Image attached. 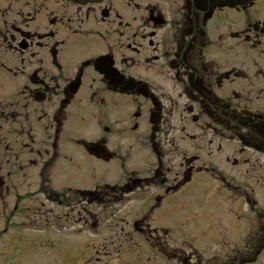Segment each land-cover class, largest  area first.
I'll use <instances>...</instances> for the list:
<instances>
[{
  "label": "flooded vegetation",
  "instance_id": "obj_1",
  "mask_svg": "<svg viewBox=\"0 0 264 264\" xmlns=\"http://www.w3.org/2000/svg\"><path fill=\"white\" fill-rule=\"evenodd\" d=\"M123 144L135 158L121 182L63 184L58 215L136 200L143 264H264V0H0L1 193L31 168L79 170L76 145L109 165ZM192 187L197 205L174 223L202 219L201 233L168 262V230L142 206L172 209ZM229 234L240 245L216 252Z\"/></svg>",
  "mask_w": 264,
  "mask_h": 264
},
{
  "label": "rangeland",
  "instance_id": "obj_2",
  "mask_svg": "<svg viewBox=\"0 0 264 264\" xmlns=\"http://www.w3.org/2000/svg\"><path fill=\"white\" fill-rule=\"evenodd\" d=\"M76 149L77 145L71 148L73 158L81 161L79 170L72 167L67 174L66 164L61 161L53 178L51 173L48 174V169L43 172L44 176L39 177L37 169L34 171L31 168L26 178L28 185L16 189L9 187V192L4 189L2 193L0 188V264H143L144 258L151 256V251L147 249L146 242L140 239V234L131 232V219L138 212L136 210L141 208V203L136 200L129 203L128 200H123L89 205L86 218L76 213L77 207L70 211L68 217L58 215L64 210L58 209L50 201V188L67 184L92 189L97 184L121 182L125 175L123 168H129L135 158L134 152L126 144L120 148V160L110 162L109 165L92 157L85 159ZM67 152L70 155V151ZM3 174L0 172V176ZM45 177L48 179L45 180ZM101 185L96 187L101 188ZM34 190L35 194L32 193ZM26 192H29L28 195ZM193 192V187L189 191L178 192L174 196L177 202L172 209L167 202L155 207H152L154 203H150L149 207L142 206L147 215L143 217L144 224L156 223V219L155 225L169 230L167 247L175 245L179 239V247L187 257L191 253L189 244L200 236L202 219L197 223L174 222L185 212L190 214L197 205L194 203L197 197ZM15 193H24L25 196L15 197ZM18 199L24 202H18ZM215 204L219 207L223 203L216 201ZM231 205L233 211L240 207L234 203ZM162 211H166L163 216L160 215ZM3 227L7 230L2 231ZM178 234H182V237L178 238ZM222 239L225 245L218 247L216 252L240 245L239 239L233 240L231 234ZM202 242H205L203 245L211 246L207 240H202L201 244ZM152 254L156 259H161V255ZM181 254L182 252L179 255ZM179 255L176 250L169 248V257L167 259L164 256V260L176 262ZM221 256L224 254H218L217 259ZM260 259L261 255L256 261L247 264H261Z\"/></svg>",
  "mask_w": 264,
  "mask_h": 264
},
{
  "label": "water",
  "instance_id": "obj_3",
  "mask_svg": "<svg viewBox=\"0 0 264 264\" xmlns=\"http://www.w3.org/2000/svg\"><path fill=\"white\" fill-rule=\"evenodd\" d=\"M228 2L230 3V4H235V3H244V2H246V0H228Z\"/></svg>",
  "mask_w": 264,
  "mask_h": 264
}]
</instances>
